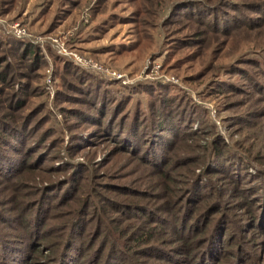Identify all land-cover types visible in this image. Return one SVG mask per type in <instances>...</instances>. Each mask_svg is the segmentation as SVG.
Here are the masks:
<instances>
[{
    "label": "rangeland",
    "instance_id": "1",
    "mask_svg": "<svg viewBox=\"0 0 264 264\" xmlns=\"http://www.w3.org/2000/svg\"><path fill=\"white\" fill-rule=\"evenodd\" d=\"M263 182L264 0H0V264H264Z\"/></svg>",
    "mask_w": 264,
    "mask_h": 264
},
{
    "label": "trees",
    "instance_id": "2",
    "mask_svg": "<svg viewBox=\"0 0 264 264\" xmlns=\"http://www.w3.org/2000/svg\"><path fill=\"white\" fill-rule=\"evenodd\" d=\"M3 76H4V74L1 75V77H3ZM3 79H4V77H3ZM110 101H111V100H110ZM110 101H109V102H110ZM101 102H102V101H98V103H97V107L101 106ZM114 110H115V109H114ZM138 120H139V118H137V119L134 118V119L132 120V122H131L132 124H131V125L133 126V128H138V127H140V125H139L140 123H138ZM160 120H161V118H160ZM160 120H157V121L154 122V124H155L154 126H155V127L162 128V126H163L162 122H164V120H163V121H160ZM6 125H7V129H6V130H7L8 132H14V133H17V132H19V131L21 132V130H22V129L19 130L18 128L15 129L14 127H12V124H11V126H10L9 123H7ZM134 125H135V126H134ZM10 127H11V128H10ZM8 128H9V129H8ZM12 128H14V129H12ZM163 129H164L163 134H166L167 132H169V131L171 130V128H170V127H167V126H165ZM13 130H14V131H13ZM14 133H13V134H14ZM14 136H16V135H14ZM222 150H223V149H217V148H216V152L214 151L215 154H214V156H213V160H214V161L219 160L220 156H223V155L225 156V154L222 153ZM217 163H218V162H217ZM262 185H264V182L262 183ZM262 188H264V186H262ZM148 236H150V235H148ZM142 238H143V237H140V239H142ZM62 256H63V253H62Z\"/></svg>",
    "mask_w": 264,
    "mask_h": 264
}]
</instances>
